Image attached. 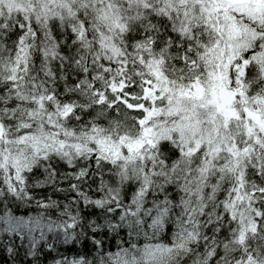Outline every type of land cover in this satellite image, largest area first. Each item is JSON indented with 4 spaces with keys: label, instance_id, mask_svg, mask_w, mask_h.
Wrapping results in <instances>:
<instances>
[{
    "label": "snow or ice",
    "instance_id": "obj_1",
    "mask_svg": "<svg viewBox=\"0 0 264 264\" xmlns=\"http://www.w3.org/2000/svg\"><path fill=\"white\" fill-rule=\"evenodd\" d=\"M0 264H264V0H0Z\"/></svg>",
    "mask_w": 264,
    "mask_h": 264
}]
</instances>
